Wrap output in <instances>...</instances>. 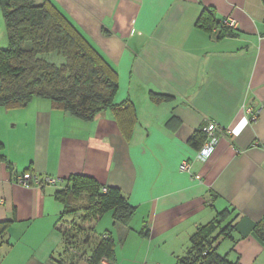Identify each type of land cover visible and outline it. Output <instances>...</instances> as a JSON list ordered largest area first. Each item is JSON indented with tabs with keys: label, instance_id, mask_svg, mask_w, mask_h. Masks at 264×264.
<instances>
[{
	"label": "crops",
	"instance_id": "0c3cea01",
	"mask_svg": "<svg viewBox=\"0 0 264 264\" xmlns=\"http://www.w3.org/2000/svg\"><path fill=\"white\" fill-rule=\"evenodd\" d=\"M50 1L114 67L115 103L131 101L137 119L126 137L110 110L84 122L42 99L0 108V221H12L0 264H56L64 206L53 193L71 175L119 189L136 210L125 225L111 215L103 225L112 229L101 236L113 239L114 264H175L198 227L227 208L238 213L236 230L218 252L264 264L252 233L264 215V0ZM206 8L234 36L196 28ZM150 93L172 99L155 104ZM208 123L218 144L200 160L189 140ZM182 161L190 172L179 170ZM25 172L59 182L23 187L16 178Z\"/></svg>",
	"mask_w": 264,
	"mask_h": 264
},
{
	"label": "trees",
	"instance_id": "16d2710c",
	"mask_svg": "<svg viewBox=\"0 0 264 264\" xmlns=\"http://www.w3.org/2000/svg\"><path fill=\"white\" fill-rule=\"evenodd\" d=\"M0 13L7 40V46L0 48V108L20 110L32 100L42 99L49 101L53 110L84 122L110 110L123 134L130 137L136 112L129 100L115 103L119 89L116 70L58 7L50 0L40 4L32 0H0ZM195 26L207 33L219 29L218 39L234 36L209 8L203 9ZM149 97L155 104L172 99L155 93ZM205 140L201 129L191 136L189 145L198 150ZM64 182L53 193L64 211L58 220L61 250L51 258L56 264H75L79 259L88 264L107 259L114 264L113 239L100 236L90 248L92 233L89 229L85 235L82 225L107 213L114 225H125L134 216L135 208L119 189L104 187L91 177L71 175ZM237 217L234 209L216 212L190 237L186 254L178 257L175 264H236L220 254L218 247L232 239ZM11 223L0 221V241ZM62 224L68 226L66 231ZM252 233L264 244V215L253 225Z\"/></svg>",
	"mask_w": 264,
	"mask_h": 264
},
{
	"label": "built area",
	"instance_id": "2783aa9c",
	"mask_svg": "<svg viewBox=\"0 0 264 264\" xmlns=\"http://www.w3.org/2000/svg\"><path fill=\"white\" fill-rule=\"evenodd\" d=\"M250 111V110H249ZM251 114V111H250ZM256 116L251 114V120L254 121ZM216 125L214 123H208L203 129L206 134V140L198 151V158L200 160L209 159L216 151L218 144L217 138L215 137ZM179 170L184 173L190 172V166L187 161H182ZM59 180L52 177H39L34 173L25 172L16 178V183L23 187H41V186H56ZM1 202V201H0ZM86 260H89L88 258ZM98 264H112L107 259H102Z\"/></svg>",
	"mask_w": 264,
	"mask_h": 264
},
{
	"label": "rangeland",
	"instance_id": "374dc122",
	"mask_svg": "<svg viewBox=\"0 0 264 264\" xmlns=\"http://www.w3.org/2000/svg\"><path fill=\"white\" fill-rule=\"evenodd\" d=\"M103 217V224H101V225H99L97 228H95V229H91V227L92 226H94V225H96L95 223H97V221L95 222V223H93V224H89V223H84L82 226L86 229L85 231H87V232H85V235L88 233V230L90 231L89 233L91 234L92 233V237H93V240H92V243H90V248H92L93 247V245L97 242V240H99L100 239V236H101V234L104 232V231H112V229H111V227L110 226H106L105 228L103 227V225L106 223V220H108L109 221V223L111 222V220H109L110 219V213H107V214H105L104 216H102ZM92 222V221H91ZM94 222V221H93ZM62 229L64 230V231H66V229L68 228V226L67 225H64V224H62ZM91 230H93V231H91ZM84 238V237H83ZM221 253H222V251H220Z\"/></svg>",
	"mask_w": 264,
	"mask_h": 264
}]
</instances>
